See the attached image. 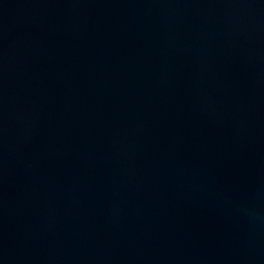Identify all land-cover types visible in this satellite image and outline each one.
<instances>
[{"label": "water", "instance_id": "obj_1", "mask_svg": "<svg viewBox=\"0 0 264 264\" xmlns=\"http://www.w3.org/2000/svg\"><path fill=\"white\" fill-rule=\"evenodd\" d=\"M0 264H264V0H0Z\"/></svg>", "mask_w": 264, "mask_h": 264}]
</instances>
